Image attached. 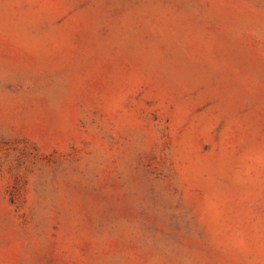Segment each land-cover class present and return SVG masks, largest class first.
<instances>
[{"label":"rangeland","instance_id":"rangeland-1","mask_svg":"<svg viewBox=\"0 0 264 264\" xmlns=\"http://www.w3.org/2000/svg\"><path fill=\"white\" fill-rule=\"evenodd\" d=\"M0 264H264V0H0Z\"/></svg>","mask_w":264,"mask_h":264}]
</instances>
